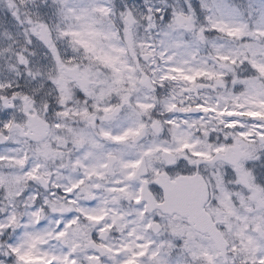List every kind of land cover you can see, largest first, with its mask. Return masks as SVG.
<instances>
[{
	"label": "snow or ice",
	"instance_id": "snow-or-ice-1",
	"mask_svg": "<svg viewBox=\"0 0 264 264\" xmlns=\"http://www.w3.org/2000/svg\"><path fill=\"white\" fill-rule=\"evenodd\" d=\"M0 264H264V0H0Z\"/></svg>",
	"mask_w": 264,
	"mask_h": 264
}]
</instances>
